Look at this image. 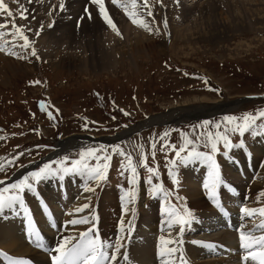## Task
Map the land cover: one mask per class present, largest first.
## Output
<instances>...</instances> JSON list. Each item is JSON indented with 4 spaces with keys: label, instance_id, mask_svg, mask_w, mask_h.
<instances>
[{
    "label": "rangeland",
    "instance_id": "obj_1",
    "mask_svg": "<svg viewBox=\"0 0 264 264\" xmlns=\"http://www.w3.org/2000/svg\"><path fill=\"white\" fill-rule=\"evenodd\" d=\"M46 1L49 0H39L38 5ZM76 1L53 0L50 1L51 4L49 2L46 5L47 8H45H49L46 13L42 14L45 10L41 12L46 27L44 30L42 27L39 28L41 30H39L37 41L47 37L50 48L48 47L45 51L54 54L53 58L62 54L68 59L66 63L60 64L55 59L43 60L39 52L35 50L40 57L37 60L30 55L32 45L25 51L18 46L15 47L12 38L6 39V36L0 38V41L4 39L7 41L0 46L3 45L6 49L7 52L2 53L9 63L4 80H0V137H4L0 139V158L4 164L3 171H0V180L15 182L28 172L38 170L45 163L55 161L57 163L53 167H60L61 158L65 156L76 158V154L83 147L97 149L102 147L104 154L110 155L111 160L108 162L106 179L99 184L83 180L79 176L69 175L63 182L53 177L36 185V192L37 190L40 194L46 192L45 197L49 199V196H53L60 190L61 184L72 179L80 181L76 189L70 191L71 195L67 187L66 190L64 188L65 196L60 192L58 199L52 198L53 201L49 199L51 206L43 205L44 202L41 205L38 197L29 201L32 206L36 200L37 204L34 206H41L40 211L48 212L46 224L48 220L59 219L56 209H62L61 215L65 219H62L60 224L66 229L57 234L58 229L51 226V230L55 232L54 235L43 231V239L49 238L48 241H51L52 246L49 249H54L59 244L61 235L72 227H65V222L70 218L73 219L76 214L70 217L66 209H74L79 203H86L89 205L87 210H89L88 214H91V219L88 224L73 227L72 236H78L80 229L84 228L81 231L83 232L92 228V225L97 222L99 225L94 228L102 230L100 233L104 236L106 244H115L120 220L129 218L130 227L129 221L126 224L127 233L129 231L131 235L128 261L132 264L131 247L137 241L134 237L138 231V225L134 223L137 206L149 212L157 206L160 216L163 217L169 210L167 207L170 205L167 201L176 207L181 221L191 218V222L184 226L185 230L180 235L181 224L177 222L175 215H171L170 218V214L175 213L174 208L171 207L163 218H158L153 225L154 233L152 232V241L154 240L152 249L156 248V252L154 250L156 255H158V248L162 245L161 236L165 239L182 241L175 245L178 251L172 264L181 263L179 259L181 256L187 264H198L200 261L188 256L194 247L197 249L198 257L202 250L209 248L207 245L214 244L218 247L219 244L228 248L229 242L234 237L225 241L223 245L220 242L193 244V241L209 240L207 238L210 235H216L220 231L230 232L231 228L225 227L219 232L201 229L208 220L199 216L202 210L193 207L192 198L185 187V172L190 166L198 164L206 167V165L189 163L185 166L182 157L186 153L177 157L173 148L164 147V145L171 143L179 147L185 145L187 139H195L196 132L192 131L193 126L198 128L205 120L215 123L224 115L239 117L244 113L256 114L264 111V0H178V2L175 0V3L172 0H147V7H144L145 0H139L140 3L137 0L135 8L132 0H127L125 3H123L125 0H117L115 4L117 10L112 11L117 16L114 19L118 18V20L114 24L115 28L109 25V29L115 30L118 39L117 43L114 42L116 54L125 53V55L124 58L113 61L107 60L108 53L84 47V40L89 34L78 33L74 27L76 21L73 18L70 20L68 15L69 11L70 14L76 13ZM85 4L88 8L91 2L87 0ZM61 5H63L62 10ZM186 8L192 11L186 14L184 13ZM148 11H151V16L147 15ZM134 13H139L146 25L150 24L151 31L141 26L139 20L133 23L130 16ZM81 22L80 19L76 22L77 30L81 28ZM49 24L53 26L49 28ZM66 27L67 30H65ZM129 32H131L130 37L126 35ZM104 33L102 29L101 34ZM129 38L132 41H129ZM135 38H142L143 49L133 47ZM9 51H15L26 58L20 59L17 56L8 55ZM2 65L0 61V69ZM34 81L40 83L34 84L32 83ZM252 96L255 98H250ZM42 101L44 110L41 109ZM232 103L238 105L229 112L211 113L205 115L206 117L185 119L181 123L165 116ZM49 112L54 119L49 118ZM151 118L156 119V122L139 127ZM86 122L87 128L84 127ZM257 125L244 136L229 133L230 140L235 143L243 140L246 145L243 150L257 141H264V134H256L264 133V118L258 120ZM127 131L131 132L127 138L121 141L109 140ZM164 132H169V136L161 140L160 136ZM66 141H69L71 149L58 152L57 145ZM153 142L156 145L154 149ZM114 146H119L132 157L133 165L136 167L134 186L129 184L128 164L122 156L112 152ZM193 147L202 152L210 151V148L204 146L203 140L197 141ZM219 148L220 151L213 153V156L221 166L222 179L229 180L226 168L230 162H239V158L234 155L242 150L225 149L223 141L220 142ZM225 151L228 152L227 157L233 152L230 160L225 157ZM145 156L148 167L153 168L154 173H149L142 165L141 162ZM11 161L14 162L10 163ZM247 162L249 163H245V169L247 167L251 169L250 165L254 162ZM91 163L94 165L96 161L92 160ZM261 165L257 168L256 176L252 173L251 177L245 172L238 175L239 180L246 184L243 189L246 191L242 204L240 201L237 205L234 199L224 197L226 215L220 210L216 212L215 203L207 205L208 209H212L215 216L220 217L233 214L231 212L235 206L240 212L241 208L257 209L254 206L264 208V201H261L262 195L255 187L264 184L262 182L264 180L258 177L264 168V164ZM150 176L151 184L148 183ZM253 178L257 179L256 183L253 182L248 187L249 181ZM53 183H56V189ZM89 186L95 190L93 192L83 190ZM139 188L142 191L141 194L138 192ZM205 191L201 186V196L209 204L210 199L202 194ZM247 191L249 194L246 196ZM36 192L27 193L24 195V200L32 198ZM121 197H124L123 201ZM161 206L167 209L166 212ZM181 210H187L190 217L183 215ZM240 212H237L239 215H235V218L239 219L241 226L246 223L245 227L243 226L246 232L253 231L262 219L259 215L254 219L245 218ZM34 213L36 212L29 214L30 218L40 223L37 214L34 217ZM169 223L174 225L171 229L167 226ZM200 223L202 226H199ZM232 230H235V233H230L239 239V231L235 228ZM169 233H171L170 236ZM254 234L260 235L261 232L257 230ZM24 236L27 239L26 231ZM123 249L124 247L121 254ZM32 250L39 253L37 246ZM46 254L49 256L48 252ZM55 254L53 252V255ZM236 254L238 258H241L243 253L240 251ZM0 256L4 257L3 254ZM19 257H21L19 260L26 261L27 264L39 261V258L35 256ZM211 257L210 255V258H205L204 261L213 257V259H221L220 255ZM235 258L237 259V256ZM160 260L161 258L157 262L159 263ZM2 262L4 263L3 259Z\"/></svg>",
    "mask_w": 264,
    "mask_h": 264
},
{
    "label": "snow or ice",
    "instance_id": "obj_2",
    "mask_svg": "<svg viewBox=\"0 0 264 264\" xmlns=\"http://www.w3.org/2000/svg\"><path fill=\"white\" fill-rule=\"evenodd\" d=\"M31 2V0H29ZM117 0H113V3H116ZM178 2V0H177ZM92 3L98 4L100 7V14L105 19L106 23L115 28V25L112 23L110 17L106 15V9L104 7L103 0H92ZM133 7L137 6V0H132ZM144 7H147V0H145ZM63 5H61V10ZM0 13L6 14V19L4 23H0V29H5L9 27V21L11 25L15 28V33H8L10 35L16 36L19 34V38L23 43L19 44L18 47L22 50L27 51L31 47V42L29 37L24 34L22 26L17 25L14 19L13 12L9 6L0 0ZM27 9H24L21 6L20 18L27 19ZM147 15L151 16V11H148ZM89 18H91L89 14ZM133 23H137L139 20L141 26L147 27L144 23L143 18L139 13H134L130 16ZM53 25L49 24L48 27L51 28ZM166 26V21H165ZM31 30V29H29ZM151 31V29H149ZM39 33H37L38 35ZM5 35V33H0V36ZM6 49L3 46H0V51H5ZM8 55L17 56L20 59H25L26 57L16 53L15 51H9ZM30 55L36 57L37 60L40 57L37 55L35 49L33 48L30 52ZM34 84L40 83L39 81L32 82ZM218 91V90H217ZM41 109L44 110V102H41ZM123 111V110H121ZM128 115V113H125ZM48 116L50 119H54L52 113L49 112ZM264 118V111H259L256 114L253 113H244L241 116L237 117L235 115H224L222 119L218 122L213 123L212 121L205 120L201 122L198 126H193L192 131L196 132L195 139H187V142L183 146H175L171 143L164 145V147L173 148L175 155L180 157L182 153H186L182 157L183 163L187 166L189 163H203L208 168V179L203 183V188L208 194V198L216 204V207L225 215V207L219 197L221 196V190L224 191H234V187L227 184L223 181L220 165L217 163L216 159L213 156V153H218L220 151L219 144L223 141V147L225 149L239 148L243 150L246 145L243 140H240L239 143L232 142L230 140L229 133L239 134V136H244L245 133H249L254 126L257 125V121ZM87 128V122L84 125ZM125 127H127L125 125ZM257 135L264 133H256ZM169 136V132H164L160 139L164 140ZM4 137H0L3 139ZM203 140L205 147L210 148L209 152H202L197 150L196 147H193L197 141ZM155 142L152 143L153 149L155 148ZM113 153H117L124 158L128 164V171L130 172L129 184L134 186L135 177H136V167L133 165L132 157L126 154L119 146H114L112 149ZM22 155V154H21ZM225 157L228 156V152H224ZM147 157H144V160L141 162L144 167L147 168L149 173H154V169L148 167L146 163ZM92 160H95L96 163L93 165ZM111 156L104 154V149L101 147L99 149L95 147H83L76 154V158L72 156H65L59 161L60 167L54 168L53 165L57 162L53 161L51 163H45L36 171L28 172L26 175H23L22 178L16 180L15 182H7L5 180H0V217L5 216L6 211L17 212V209H22L26 224V233L31 242L35 243L38 248H44V244L41 239L40 232L38 230H33L31 228V218L29 216V210L25 206L24 195L27 193H35L36 185L39 183L52 179L53 177L58 180H64L66 176L74 175L79 176L81 179L86 181H93L96 184L106 179V173L109 168V161ZM14 161H11L12 163ZM4 164L2 163V158H0V171H3ZM171 175V172L169 173ZM148 183H152L151 176L149 177ZM88 192H93L95 189L91 186L84 189ZM131 191V189H130ZM127 194V193H126ZM167 195V194H166ZM124 197H121L123 201ZM89 208L88 204H84L81 207H77L74 211L75 213L83 212L85 209ZM127 211V210H126ZM183 215L189 216L190 214L187 210H181ZM241 213L243 216L251 219L256 215H259L262 219L259 224L255 226L253 231H244L243 228L238 229L239 231V242L240 248L242 250L241 261L242 264H264V208L260 209H249L241 208ZM73 215V213H69ZM175 215L177 222L181 224L179 229V234L182 235L185 230V225L191 222V218L181 221L180 215L176 213L170 214ZM91 217L83 216L80 218L70 219L65 222V227L76 225L88 224ZM131 222L129 221L128 226L130 227ZM168 228L171 229L174 225L169 223ZM261 231L260 235H255V231ZM94 232V228H88L87 230L80 232L78 236L65 235L61 237L59 244L51 251H54L56 254L51 256L52 264H119L122 259L124 262H127L129 259L127 252L121 254V250L124 247L126 240L127 228L125 227V222L123 219L119 222L118 235L116 237V243H108L98 240V238L93 235L89 236L90 233ZM171 233H169V236ZM75 241V243H73ZM162 245L158 248V256L161 258V264H172L173 258L178 251V248L175 245L182 243L180 240H173L171 238L165 239L164 236L160 237ZM200 243L203 242H196ZM71 245V247H70ZM165 245H172L171 247L165 248ZM209 248H215V245H207ZM181 264H186L183 257H179ZM21 264H27L26 261H22Z\"/></svg>",
    "mask_w": 264,
    "mask_h": 264
},
{
    "label": "bare ground",
    "instance_id": "obj_3",
    "mask_svg": "<svg viewBox=\"0 0 264 264\" xmlns=\"http://www.w3.org/2000/svg\"><path fill=\"white\" fill-rule=\"evenodd\" d=\"M38 1L39 0H31V2H29V0H4V2L9 6L11 11L13 12L16 24L22 26L24 34L29 37L31 45L33 46V48L35 50H37L39 52V54L43 58V60L55 59V60L59 61L60 64L66 63L68 59H67V57H64L62 54H59L58 56L53 58L54 54H50L47 51H45L48 47L50 48L49 41H48L47 37H44L42 40L37 41L38 40L37 38L39 35V34L37 35V33H39V30H41L39 28L42 27V29L44 30L46 27V25H44V17L41 15V12H42V10H45L44 13H42L44 15L46 13V10L49 9V8L46 9L47 8L46 5L50 1L52 2L53 0L46 1L42 5H38ZM85 1L87 2V0H81L80 2H78V0H77L75 2V8L77 9L76 13L70 14V11L68 12L70 20L73 18L74 21H76V22H78L79 19L82 21L80 23L81 26L79 25L81 28H78V30H77V25L75 22L74 27H75L76 31L78 33H88L89 34V36L87 38H85V40H84L85 41L84 47L86 49L88 47H90V48L97 49L100 52L108 53L109 54V56L107 57L108 61H113V60H118L120 58H124L125 53H123V55L122 54H116L115 43L118 42V39H117V36L115 35V30L109 29V24L106 23L105 19L100 14L99 5L94 4V3H92V0H89L91 2V4H89V7L87 8ZM126 1L127 0L123 1V3H125ZM51 2H50V4H51ZM138 2L140 3L139 0H138ZM172 2L175 3V0H172ZM79 3H80V5H79ZM103 3H104V7L106 9V15L111 18L113 24H116L118 18L114 19V17H117V16L112 11V10H117V8L115 6L116 3H113V0H103ZM21 6H23L24 9H27V13H26L27 19H21L20 18ZM191 11L192 10H188L187 8L184 9V13H186V14L187 13L189 14ZM89 14H90L91 18H89ZM5 19H6V14L0 13V23H4ZM145 28L147 30L151 29L150 24H148L147 27H145ZM29 29H31V30H29ZM102 29H104V32H105L104 34H101ZM106 29H107V31H105ZM65 30H67V27L65 28ZM10 32L15 33V28L12 27L11 21H9V27L8 28L0 29V33H5V35L0 36V38H4L5 36H6V39L12 38L14 41L15 47L18 46L19 44L23 43V41L19 38V34H16V36H13V35L8 34ZM74 32H75V30H74ZM98 32H99V35H98ZM126 35H129V37H130L131 32L127 33ZM6 39H4L3 41H0V44L1 43L3 44V42H7V41H5ZM129 41H132V39L129 38ZM135 41H136L135 46H133V47H136L139 50L143 49L142 38H137V39L135 38ZM2 52L3 51H0V61L3 63L2 68L0 69V80H4L5 71L7 70V67L9 66V63L7 62V59ZM5 52H7V51L5 50ZM237 105L238 104L235 105L234 103L228 104V105H215V106L206 107L204 109L199 108V109H197L193 112H189V113H180V114L174 115V116H171V115H165V116L170 117V118H174L176 122L181 123L185 119L190 120V119H196L199 117H206L205 115H209L211 113H214V114L226 113V112H229L230 110L236 108ZM176 119H179L180 121H177ZM155 122H156V119L151 118L139 127H142V126L144 127L146 125H150V124H153ZM130 133H131L130 131L122 132V133H119L116 136L110 138L109 140L110 141H121L126 136H129ZM70 149H71V145L69 144V141L60 142L57 145V151L60 153L63 152V150L68 151ZM234 156L239 158V160H238L239 162L234 161L232 163L230 162L229 166L226 165L227 166L226 175H227L229 180L223 179V181H225L227 184L233 186L235 190L234 191H231V190L224 191L223 190V191H221V195L223 197H225L226 199H234L237 202L236 204L238 205V203L240 201L242 204L243 195L245 194L244 192L246 191V190L243 191L246 184H245V182H242L241 180H239L238 175L242 174L243 172L248 173L249 176H251V177H252V175L254 176L255 174H257L258 166H262L261 164H264L262 162V161H264V141H259V142L257 141L252 145L250 144L249 148H246L245 150L237 152ZM259 159H261L262 161H260ZM258 160H259V162H258ZM247 161H252L255 163V164L253 163L252 165H250L251 169H247L248 167L245 169V165H246L245 163H249ZM241 164L243 165V167ZM253 165H255V166H253ZM25 172H26V170H25ZM22 173H24V172H22ZM185 173H186L185 174L186 175L185 187H186V189H188L189 196H191V198H192L193 207L196 209L202 210L201 213L199 214V216L208 220L205 222L206 225L201 227V229L205 230V231L206 230L207 231H213L214 230L216 232H219V230H221L222 228H225V227L231 228L230 230H232L233 228L236 229L237 225H240L239 219L235 218V215L236 216L239 215V214H237V212H240V210L238 211V208H235L236 206L232 208L233 212H231L234 215L233 214H230L229 216L221 215L219 217V216H215V212L212 209L211 210L208 209V206H207L208 201H206L204 198H202L200 188L203 184V180L205 179V174H206L205 167L199 166L198 164L196 166L195 165L190 166L188 171ZM258 177L264 180V168L259 173ZM249 180H251V179H249ZM79 182H77V180L75 181L74 179H72L70 181L65 182V184H61L60 190L57 191V193L55 192L53 196H49V199H51L52 201L54 199H58L57 198L58 194L60 195L59 192L64 193L65 192L64 188L66 190L67 187H68L67 190H68L69 194L71 195L70 191H74L76 189V186L79 184ZM262 182L264 183V181H262ZM53 187L56 189L57 185L55 184V185H53ZM255 187L258 188L257 191L260 192V194L262 195V199L260 198L261 201L262 200L264 201V184H262L261 186L258 185ZM138 192H139V194H141L142 191L140 190V188H139ZM61 196H63V195L61 194ZM52 198H54V199H52ZM55 202H57V201H55ZM210 202H212V201L210 200ZM36 204H37V201L35 200L31 206V208H32V212H36V213H34V217H35V214H37V217H38V220L40 221V223L31 217V221H32L31 228L33 230H38L40 232V235H41V232L43 230H45L46 233L50 232L52 235H54L55 232H53L51 230V226H53V228H55L57 226L58 231L56 233L58 234L60 232V228H61L60 227L61 226L60 221L62 219L63 220L65 219L61 215L62 209L61 210L56 209V212L59 213V215H58L59 219L57 218L56 220H54V219L48 220L49 222L46 224V218L48 216V212L47 211H40L41 209L39 210V208L41 206H38V205L34 206ZM84 204H86V203H84ZM84 204L79 203V205L76 206V208L81 207ZM41 205H42V203H41ZM137 207L138 208L135 212V221H134V223H136V225H138V229H137L138 231H136L137 234L134 237V239H136L137 241L135 240L136 242L131 247V258H132L133 264H155V263L161 264V260L159 263L155 260L156 254L154 253V250L156 248L152 249V244L154 241V240L152 241V239H153L152 236L154 233L153 231L155 229L153 227V225L158 221V218L162 217L159 214V209H157L159 207L154 206L153 209H151L152 211H150V212L146 211V210L145 211L142 210V207L140 209V206H137ZM230 207H232V206H230ZM254 207H257V209H259L261 206H254ZM76 208L66 209L67 213H73V215L76 214V216L74 218H80L83 216H89L90 217L91 214H88V212H89V210H87L88 208L85 209L83 212L75 213L74 210ZM162 208L166 212V210L169 209L170 207H167V209L164 207H162ZM52 210H51V212H52ZM22 215H24L23 210L18 208L16 213L9 210V211H7L5 216L0 218V249L4 250L6 252H9L10 254L15 255V256H22V257L35 256L36 258H39L40 263L47 264L48 261H47V258L45 257V255H43V254L41 255L40 253L33 251L32 250L33 247L28 244L29 238L27 237V239H25L26 236H24V231H26L27 221H26L25 217ZM51 215H53V214L51 213ZM70 217H71V215H70ZM216 217H217V219H216ZM67 218H69V217H67ZM128 221H130L129 218L124 219L125 227H126V224L128 223ZM200 224L201 225H199V226H202V223H200ZM98 225L99 224H97V226ZM233 225H234V227H233ZM41 227L43 230L41 229ZM72 228L73 227H69V229H67V231L61 235V237L65 236V235H71L72 236V234H73ZM83 229H80V230L82 231ZM220 232L216 235H213V236L210 235L207 238L209 240L203 239L204 241L202 240V242L203 243H205V242H220L223 245V243H225V241H227L228 239L231 240L234 237V239H232L229 242L228 248L225 246H221L217 243L218 244V247L216 246L217 248L216 247L212 248V249L208 248L207 250H202V252L199 251L200 257H198L197 249L194 247V250H191L190 255L188 254V256L193 257L197 261H200L199 262L200 264H241L240 260L238 259L237 254L234 253L235 251H240L239 239L237 238V236H234L229 231L225 230V231H222L221 233ZM259 232H261V231H259ZM129 234H130V232H129ZM43 235L44 234H42V236ZM125 235L127 237L128 233H126ZM74 236H77V235H74ZM91 236H93V234H91L90 237ZM25 240H28V241L26 242ZM48 240H49V238H48ZM209 251H210V255L212 257L220 255L221 259H217L216 257H215L216 259H213L214 257L213 258L211 257L212 259L204 261L205 258H210ZM155 252H156V250H155ZM235 256H237V259L235 258ZM0 258L3 259V257H1V256H0ZM15 260L14 259L6 260L5 264H17V262ZM0 264H3L1 259H0ZM122 264H123V262H122Z\"/></svg>",
    "mask_w": 264,
    "mask_h": 264
},
{
    "label": "water",
    "instance_id": "obj_4",
    "mask_svg": "<svg viewBox=\"0 0 264 264\" xmlns=\"http://www.w3.org/2000/svg\"><path fill=\"white\" fill-rule=\"evenodd\" d=\"M264 97V96H263ZM251 98H255V97H251ZM245 100V99H244ZM248 99H246V101H247Z\"/></svg>",
    "mask_w": 264,
    "mask_h": 264
}]
</instances>
